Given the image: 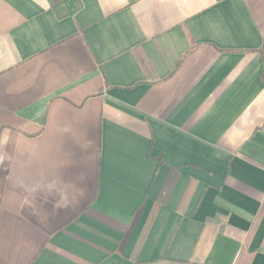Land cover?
<instances>
[{"label": "crops", "instance_id": "0c3cea01", "mask_svg": "<svg viewBox=\"0 0 264 264\" xmlns=\"http://www.w3.org/2000/svg\"><path fill=\"white\" fill-rule=\"evenodd\" d=\"M0 264H264V0H0Z\"/></svg>", "mask_w": 264, "mask_h": 264}]
</instances>
